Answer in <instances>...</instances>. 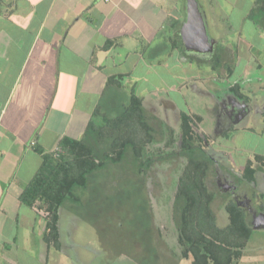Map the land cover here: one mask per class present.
Here are the masks:
<instances>
[{"label": "crops", "instance_id": "1", "mask_svg": "<svg viewBox=\"0 0 264 264\" xmlns=\"http://www.w3.org/2000/svg\"><path fill=\"white\" fill-rule=\"evenodd\" d=\"M222 1L232 2L196 0L214 41L212 52L220 42L214 37L221 36ZM263 1L247 0L244 14L236 12L238 0L230 4V15L222 9L229 24L222 44L233 56L232 70L261 69L260 61L250 63L252 54L257 59L264 54V43H254L255 37L264 40ZM186 5L187 0H0V264H147L143 244L118 259L111 238L101 236L99 209L91 199L61 207L54 246L44 239L46 213L21 204L19 195L42 161L34 148L48 153L63 138L80 139L97 106L104 99L112 102L111 91L124 89L136 68L151 73L172 66L164 60L170 56H177L174 66L190 68L194 62L182 40ZM246 21L251 24L244 27ZM136 89L132 84L129 91ZM254 155L264 159L263 151ZM258 165L252 187L264 175V165ZM98 182L88 181L90 196L103 186ZM256 193L249 198L256 215L250 225L264 230V194ZM248 242L236 264H264V254L244 255ZM148 248L151 264L166 263ZM254 248L263 249L264 243Z\"/></svg>", "mask_w": 264, "mask_h": 264}, {"label": "rangeland", "instance_id": "2", "mask_svg": "<svg viewBox=\"0 0 264 264\" xmlns=\"http://www.w3.org/2000/svg\"><path fill=\"white\" fill-rule=\"evenodd\" d=\"M229 1L234 2L235 0ZM238 1L240 5L236 12L244 14L248 7L247 0ZM231 3L227 6L222 1L221 8L225 10V14L229 12L230 15L234 11ZM222 9L218 14L223 21L221 36L217 33L216 38L214 37L215 41L219 40L221 43L224 41L223 36L229 32L227 16ZM244 23V27L251 24L249 21ZM258 42L264 43V40L255 37V45ZM175 43L180 45V40L178 39ZM210 43V51L189 49L186 53L207 61L212 56L214 41L210 39ZM179 47L184 51L181 45ZM251 58L250 66L260 61L261 69L231 70L229 74L223 71L220 76V74L212 73L208 66L195 61L194 63H198L200 68L193 63L190 68L186 67L183 70L182 67L174 66L178 64L177 56H170L164 60L170 61L172 66L166 68L161 66L152 69L151 73L140 69L141 66H139L129 76L126 84L124 83V89L112 90L111 96L114 102L109 103H114L116 107L113 106L109 110L108 101L110 99H104L100 103L102 113L107 117H113L120 110V106L127 104L129 89L134 84L137 86L135 94L144 96L143 107L149 116L154 117V122L157 121L154 123V128L160 132V139L158 138V142L155 143L145 142L143 133H139L142 131L138 130L139 132L136 133L141 153L151 159L146 172L134 176L135 172L132 170L124 174L120 166L109 165L88 177L89 182L99 181L98 183L101 182L102 185L105 180L101 189L97 187L94 196L92 194L90 196L89 188L78 191L83 200L91 199L99 209L101 236L111 238L113 245L116 246L118 259L123 258L122 255L128 257L134 254L135 246L143 244L142 246L146 247L143 256L148 259L147 264L154 261L150 255L146 256V253L150 254L148 246L154 247V252L151 249L152 256L155 254L157 257L159 253L161 262L164 258L166 259L164 264H174L170 261L173 258L180 260L177 264L191 263L190 257L181 258L179 256L176 229L172 220V202L178 187V179L183 176L186 167L185 159L179 155V113L191 117L193 130L199 135L202 145L212 158L214 172L207 174L206 184L209 191L217 196V201L213 203L217 225L222 227L227 222V214L220 204L221 195L226 192L231 194L237 204L245 206L249 217H252L249 198H254L258 191L264 194V175L262 174L254 187L239 178L243 175L245 165L250 163L257 166L253 167L254 172L259 167L258 164L264 165V159L254 155L257 151L264 152V54L261 53L259 59L254 58L252 54ZM241 59L246 62L247 54H242ZM228 66L233 67L231 64ZM231 87L249 99L254 95L249 103L252 108L251 114L237 126L235 124L243 119L238 116L243 115L245 107L241 103L238 104L235 98L227 92ZM148 95H150L149 98ZM216 119L220 121L218 127L215 126ZM206 125L216 127L213 134L210 133L212 128L208 132ZM234 127L238 134L232 140L228 138V135ZM130 133L132 132L126 135ZM118 134L124 135L125 133ZM192 170L189 169L187 173L192 175ZM261 170L264 173L262 168ZM132 178L137 179V182H131ZM105 190L109 194L104 193ZM251 234L247 246L249 251H245L244 255L264 254V248H254L255 245L264 243V230L252 229ZM164 247H171L168 252L169 256L167 253L162 256Z\"/></svg>", "mask_w": 264, "mask_h": 264}, {"label": "trees", "instance_id": "3", "mask_svg": "<svg viewBox=\"0 0 264 264\" xmlns=\"http://www.w3.org/2000/svg\"><path fill=\"white\" fill-rule=\"evenodd\" d=\"M261 7L264 14V1ZM110 44L107 42L105 48ZM232 57L226 47L217 42L209 60H199L192 56L189 59L208 66L212 73L222 76L223 71L228 74L231 72L232 67L228 64L232 66ZM227 92L238 101H248L246 96L233 87L228 88ZM113 106L114 103L108 106L109 110ZM119 108L113 117H107L98 105L82 137L78 140L61 139L56 146L59 152L53 150L47 153L34 148L41 155L42 161L30 183L23 187L19 201L46 213L44 239L48 243L51 241L54 246H58L56 224L61 207L82 200L78 191L88 188V177L91 174L110 165L120 166L124 174L132 170L134 176H138L146 172L151 163V159L141 153L136 133L142 131L139 133H143L147 143L158 142L160 132L154 128L157 121L154 122V117L148 115L143 100L134 91L130 92L127 104ZM179 115V155L186 162L185 172L178 179L172 202V220L179 256L190 257V264H236L252 235L249 213L226 192L221 195L220 204L227 214V222L222 227L217 225L213 209L217 196L209 191L206 184L207 174L214 172L212 158L193 130L191 117L184 113ZM129 132L132 133L126 135ZM248 165H245L239 179L251 185L254 168L250 163ZM189 169H193V176L187 173ZM257 208L262 209L261 206ZM168 252L167 249L163 253L169 256Z\"/></svg>", "mask_w": 264, "mask_h": 264}, {"label": "water", "instance_id": "4", "mask_svg": "<svg viewBox=\"0 0 264 264\" xmlns=\"http://www.w3.org/2000/svg\"><path fill=\"white\" fill-rule=\"evenodd\" d=\"M182 38L186 50H211V43L207 35V27L204 22V16L196 0H187L186 20ZM251 216L256 217V215L253 213Z\"/></svg>", "mask_w": 264, "mask_h": 264}, {"label": "flooded vegetation", "instance_id": "5", "mask_svg": "<svg viewBox=\"0 0 264 264\" xmlns=\"http://www.w3.org/2000/svg\"><path fill=\"white\" fill-rule=\"evenodd\" d=\"M234 97V96H233ZM254 97V95H252V97H250V99H249V97H247L248 98V101L247 102H244V101H238L235 97V100L237 101V103L239 104V103H241V104H243L244 105V107H245V111L243 112V115L241 116H238V117H243V119H241V120H239L236 124H235V126H237L238 124H240L241 123V121H244V119H246L251 113H250V111H251V106H250V101L252 100L251 98H253ZM233 98V99H234ZM219 122L220 121H218L217 119H216V127H218L217 125L219 124ZM213 125V124H212ZM211 125V126H212ZM216 127L214 128V127H209V126H207L206 125V128H207V130H208V132H209V130H211V128H212V130L210 131V133L212 132V134H213V131L214 130H216ZM237 129L234 127L233 128V130L232 131H230V134L228 135V138L231 136V135H233L235 132H238V131H236ZM243 206V205H242ZM244 209L246 210V208L244 207Z\"/></svg>", "mask_w": 264, "mask_h": 264}, {"label": "built area", "instance_id": "6", "mask_svg": "<svg viewBox=\"0 0 264 264\" xmlns=\"http://www.w3.org/2000/svg\"><path fill=\"white\" fill-rule=\"evenodd\" d=\"M57 150V152H59V150L58 149H56Z\"/></svg>", "mask_w": 264, "mask_h": 264}]
</instances>
